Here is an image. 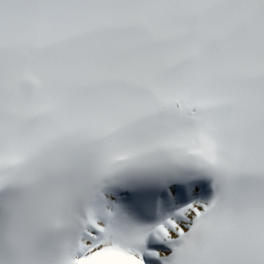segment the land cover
Returning <instances> with one entry per match:
<instances>
[{"label": "snow or ice", "instance_id": "obj_1", "mask_svg": "<svg viewBox=\"0 0 264 264\" xmlns=\"http://www.w3.org/2000/svg\"><path fill=\"white\" fill-rule=\"evenodd\" d=\"M0 264H264V0H0Z\"/></svg>", "mask_w": 264, "mask_h": 264}]
</instances>
